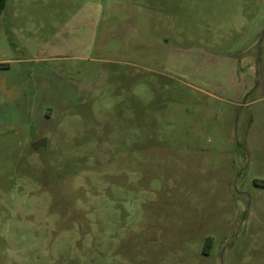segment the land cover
I'll use <instances>...</instances> for the list:
<instances>
[{"label": "rangeland", "instance_id": "374dc122", "mask_svg": "<svg viewBox=\"0 0 264 264\" xmlns=\"http://www.w3.org/2000/svg\"><path fill=\"white\" fill-rule=\"evenodd\" d=\"M4 61L0 264H264V0H6Z\"/></svg>", "mask_w": 264, "mask_h": 264}, {"label": "crops", "instance_id": "0c3cea01", "mask_svg": "<svg viewBox=\"0 0 264 264\" xmlns=\"http://www.w3.org/2000/svg\"><path fill=\"white\" fill-rule=\"evenodd\" d=\"M13 64H14V62L13 61H4V62H0V91L3 93V95L5 96V98H0V103H1V99H2V101H4L5 99H7V98H11L12 97V99H14V98H16L17 97V93H18V91L16 90V88H15V83L16 82H14L15 80H11V86H9V87H7V84H6V82L4 81L5 80V78L3 77V73H9V72H11V71H13ZM12 76V75H11ZM14 82V83H13ZM15 113V112H14ZM25 120V119H24ZM25 122V121H24ZM5 124V123H4ZM14 124V123H13ZM15 125V124H14ZM8 129L10 130H12V128H13V125H11L10 123H8ZM15 127V130L17 129V130H20L21 129V127H23L22 125L19 127V125H15L14 126ZM5 130L6 128H1V120H0V130Z\"/></svg>", "mask_w": 264, "mask_h": 264}, {"label": "water", "instance_id": "95a60500", "mask_svg": "<svg viewBox=\"0 0 264 264\" xmlns=\"http://www.w3.org/2000/svg\"><path fill=\"white\" fill-rule=\"evenodd\" d=\"M45 139H41L34 144V149L38 150L40 147L44 146Z\"/></svg>", "mask_w": 264, "mask_h": 264}, {"label": "trees", "instance_id": "16d2710c", "mask_svg": "<svg viewBox=\"0 0 264 264\" xmlns=\"http://www.w3.org/2000/svg\"><path fill=\"white\" fill-rule=\"evenodd\" d=\"M6 2V0H0V15H1V12L3 10V7H4V3Z\"/></svg>", "mask_w": 264, "mask_h": 264}]
</instances>
